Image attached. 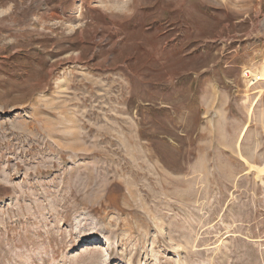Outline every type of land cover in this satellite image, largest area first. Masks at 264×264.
<instances>
[{"label": "rangeland", "instance_id": "obj_1", "mask_svg": "<svg viewBox=\"0 0 264 264\" xmlns=\"http://www.w3.org/2000/svg\"><path fill=\"white\" fill-rule=\"evenodd\" d=\"M261 71L264 0H0V264H264Z\"/></svg>", "mask_w": 264, "mask_h": 264}, {"label": "bare ground", "instance_id": "obj_2", "mask_svg": "<svg viewBox=\"0 0 264 264\" xmlns=\"http://www.w3.org/2000/svg\"><path fill=\"white\" fill-rule=\"evenodd\" d=\"M261 70H263V68L261 69ZM261 72H264V71H261ZM261 74V73H260ZM255 78L257 77V79L256 80H261V77H260V75H258V76H256V74H252Z\"/></svg>", "mask_w": 264, "mask_h": 264}, {"label": "built area", "instance_id": "obj_3", "mask_svg": "<svg viewBox=\"0 0 264 264\" xmlns=\"http://www.w3.org/2000/svg\"><path fill=\"white\" fill-rule=\"evenodd\" d=\"M246 75H247V73H246Z\"/></svg>", "mask_w": 264, "mask_h": 264}]
</instances>
